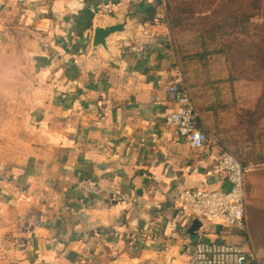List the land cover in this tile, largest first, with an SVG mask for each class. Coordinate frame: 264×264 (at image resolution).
Returning <instances> with one entry per match:
<instances>
[{"label":"crops","instance_id":"0c3cea01","mask_svg":"<svg viewBox=\"0 0 264 264\" xmlns=\"http://www.w3.org/2000/svg\"><path fill=\"white\" fill-rule=\"evenodd\" d=\"M162 2L0 0V73L15 82L0 87V264H174L191 252L198 230L189 233L178 193L229 185L201 182L218 147L191 149L165 125L179 106L166 92L177 79ZM106 4L118 8L102 25L128 14L138 22L128 38L109 40L114 60L91 52ZM45 195L46 231L18 250ZM83 207L109 216L110 230L86 237L73 215ZM206 230V240L241 244L236 230ZM252 253L261 264L264 254Z\"/></svg>","mask_w":264,"mask_h":264},{"label":"rangeland","instance_id":"374dc122","mask_svg":"<svg viewBox=\"0 0 264 264\" xmlns=\"http://www.w3.org/2000/svg\"><path fill=\"white\" fill-rule=\"evenodd\" d=\"M161 12L160 24L168 37L165 52L177 87L188 92L198 111L211 106L217 113L208 115L210 127L218 126L217 133L209 130L201 115L210 145L232 153L249 169L245 177L248 246L264 254V60L254 58L257 48L264 47V0H163ZM206 39L219 40L216 44L228 48L235 80L231 81L230 68L220 55L206 58L207 68L204 60L199 61L204 50L215 45ZM211 76L217 84L206 83ZM158 262L172 264V260ZM174 264L188 263L182 258Z\"/></svg>","mask_w":264,"mask_h":264},{"label":"built area","instance_id":"2783aa9c","mask_svg":"<svg viewBox=\"0 0 264 264\" xmlns=\"http://www.w3.org/2000/svg\"><path fill=\"white\" fill-rule=\"evenodd\" d=\"M117 4H106L99 8V20L110 18L117 10ZM167 95L178 106L179 110L165 116V125L172 130L176 139L182 140L191 149L204 150L210 135L201 121V116L192 98L186 90H180L176 84L169 85ZM249 169L230 152H221L215 164L202 174V184L208 179L218 177L227 182V191L182 190L177 195V203L193 219L200 223L198 239L192 250L185 255L188 264H258L254 254L245 249L248 242V226L246 215L245 177ZM43 199H38L35 216L25 222L23 233L27 238L17 240L14 246L20 250L27 246L29 239H38L46 229L47 214ZM111 204H117L110 199ZM207 227H221L236 230L241 234V244H226L204 239Z\"/></svg>","mask_w":264,"mask_h":264},{"label":"water","instance_id":"95a60500","mask_svg":"<svg viewBox=\"0 0 264 264\" xmlns=\"http://www.w3.org/2000/svg\"><path fill=\"white\" fill-rule=\"evenodd\" d=\"M137 20L131 15H125L123 20L114 22L108 25H102L100 20L94 25L93 36L91 41V52L101 50L107 58L114 60L115 56L111 53L109 48V40L111 38H128L133 32V27L137 25ZM0 87H9L15 89V82L11 75L0 73ZM75 218L83 226L84 234L88 237L90 232L95 230L109 231L112 226V220L109 216L103 214H93L88 208H80L73 212ZM200 228V223L193 220L189 229V233L194 235V231Z\"/></svg>","mask_w":264,"mask_h":264},{"label":"trees","instance_id":"16d2710c","mask_svg":"<svg viewBox=\"0 0 264 264\" xmlns=\"http://www.w3.org/2000/svg\"><path fill=\"white\" fill-rule=\"evenodd\" d=\"M234 18L236 19V16H234ZM250 19V16L247 15L246 16V21L248 20L249 21ZM225 27H223L224 29ZM236 28H237V25H236ZM221 30V29H219ZM201 35H199L200 37ZM196 40V38H195ZM208 41H211L212 43L215 41L213 39H206ZM215 45L214 46H210L211 48H207V50H204L203 54L199 56V61H203L204 60V63H205V60L206 58L208 57H215V56H221L223 59H224V64L225 66H227L229 69V74H230V79L231 81L235 80V78H233V73H232V63L231 62H228L229 58H228V48L227 47H224L222 46L221 44H216V43H219V40H216L215 42ZM212 48H215L214 50H212ZM254 58H257V59H263L264 60V47H261V48H257L256 50V54L254 55ZM261 61V60H260ZM205 68L209 67L208 63H205ZM223 66V65H222ZM260 67V65H258ZM263 68H264V64H263ZM191 80V78H190ZM212 82L213 81V84H217V81L213 78V76H211L210 78H208L206 80V83H209V82ZM196 106V105H195ZM197 108V107H196ZM198 110V109H197ZM211 111L214 113V114H217L215 111H213V108L210 106L208 107L207 109H200L199 111V114L200 116L202 115L203 117V120L204 122L209 125V130L210 131H213L215 133H217V128L218 126L216 125L215 127L211 128L210 127V121H209V116L211 114ZM214 115H212L211 117H213ZM213 129V130H212ZM207 130V131H209ZM209 133V132H208ZM223 141V140H222ZM224 142V141H223Z\"/></svg>","mask_w":264,"mask_h":264}]
</instances>
